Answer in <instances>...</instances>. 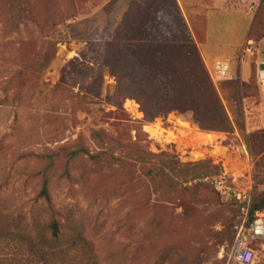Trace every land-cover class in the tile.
I'll list each match as a JSON object with an SVG mask.
<instances>
[{
  "label": "rangeland",
  "instance_id": "1",
  "mask_svg": "<svg viewBox=\"0 0 264 264\" xmlns=\"http://www.w3.org/2000/svg\"><path fill=\"white\" fill-rule=\"evenodd\" d=\"M22 2L29 17L19 35L4 38L0 24V220L31 239L49 235L50 223L56 222L61 236L52 264H234L230 251L243 215L229 205L236 202L233 192L264 191L261 157L248 152L237 131L228 137L200 132L175 114L146 120L134 100H122L134 87L118 86L107 71L98 98L82 102L73 98L74 77L66 76L61 85V73H73L72 61L73 68L82 69L101 63V54L90 51L93 43L117 34L137 37L135 31L145 32L149 20L157 33L162 31L161 12L152 18L150 5L156 4L174 20L180 16L229 118L243 120L247 133H264V0ZM210 12L215 13L208 21ZM170 22V29H177ZM53 38L60 43L50 66L39 74H19L21 44L30 42L32 52L43 55ZM166 38L162 33L157 44ZM204 38L207 43L239 42L237 75L230 60V79L213 83L216 61L205 62L198 48ZM121 100L122 107L115 108ZM94 132L103 137L92 138ZM137 137L153 155L220 166L219 177L204 180L215 193L184 197L151 184L142 166L128 161L129 144ZM78 145L91 155L107 151L123 164L70 157ZM254 249L253 264H264V242ZM15 256L20 264H39L27 252Z\"/></svg>",
  "mask_w": 264,
  "mask_h": 264
},
{
  "label": "trees",
  "instance_id": "2",
  "mask_svg": "<svg viewBox=\"0 0 264 264\" xmlns=\"http://www.w3.org/2000/svg\"><path fill=\"white\" fill-rule=\"evenodd\" d=\"M173 4L171 3L170 7ZM150 6L152 18L160 11L161 14L157 13L158 20L161 15L165 19L162 31L157 33L149 20L145 32L141 33L139 29L135 31L137 37L121 38L117 34L109 41L93 43L90 45V51L101 54V63H94L82 69L73 68L74 61L70 62L69 67L72 66L73 73H66L64 69L60 84H65V77L72 75L74 78L71 79V86L77 90L73 98H79L81 102L86 99L92 101L98 98L97 89L102 82L103 72L107 71L118 86L119 83H126L134 87L133 92L128 89L124 93L122 100L129 98L134 100L146 120L165 119L168 115L175 114L178 119L189 123L200 132L223 134L228 137L237 131L244 140L248 152L255 157H261L260 163L264 167V133H247L243 120L237 116L229 118L180 16L174 20V16L167 14L161 7H156V4ZM167 8L170 9L168 5ZM28 17V9L22 0L1 1L0 24L3 37L19 35L20 28ZM171 20L175 22L177 29H170ZM139 21H142V17L137 25L140 24ZM162 33H166V41L157 44L156 40ZM59 43L57 39L47 42L43 55L40 52L33 53L30 42L22 43L19 66L22 70L18 73L30 72L35 75L46 70L54 59ZM161 47L165 54L158 53ZM146 50L149 54L141 58L146 54ZM11 84L13 79L8 81V85ZM122 100L115 104V108L122 107ZM102 135L94 132L92 138L101 139ZM138 137H141V134ZM138 137L136 142L129 144L131 150L128 161L141 165L142 175L151 184L158 185L168 192H178L184 197H196L206 191L208 194L215 193L214 190L213 192L212 189L209 190L210 187L204 180L219 177L220 166L213 165L210 160L197 164H181L175 156L153 155L147 151L148 143ZM69 155L72 158L88 156L94 161L104 157L114 163L123 164L121 159L115 158L107 151L91 155L79 145ZM43 192L45 193V189ZM229 206L242 214V208L237 202ZM263 212L264 191L252 194L247 225L254 220L256 214ZM48 228L49 235L41 233L31 239L17 232V229L15 230L5 219L0 220V264H20L22 260H17L16 251L27 252L34 256L35 262L39 264H52L54 256L58 253L56 249L60 245L61 227L52 222Z\"/></svg>",
  "mask_w": 264,
  "mask_h": 264
},
{
  "label": "built area",
  "instance_id": "3",
  "mask_svg": "<svg viewBox=\"0 0 264 264\" xmlns=\"http://www.w3.org/2000/svg\"><path fill=\"white\" fill-rule=\"evenodd\" d=\"M210 77L215 84L229 80L231 76L228 62L216 61ZM233 198L242 208L243 221L236 227L230 260L234 264H253L255 260L254 246L264 242V212L256 214L254 220L247 225L248 213L252 203L251 190L233 192Z\"/></svg>",
  "mask_w": 264,
  "mask_h": 264
},
{
  "label": "crops",
  "instance_id": "4",
  "mask_svg": "<svg viewBox=\"0 0 264 264\" xmlns=\"http://www.w3.org/2000/svg\"><path fill=\"white\" fill-rule=\"evenodd\" d=\"M233 12H238V11H233ZM212 13L215 12H210L208 13L207 20L209 21ZM243 14V12H241ZM244 14H249V13H244ZM245 41V40H244ZM239 42H227V41H216L212 43H207L206 39L204 38V43L199 45L198 48L201 52L204 61L206 62L207 60H210V62H215L218 60H223L228 62L230 65V60L233 61V66L235 63V53H236V48H238ZM233 72L234 75H237L236 73V68L235 66L233 67ZM232 75L231 73V65H230V76Z\"/></svg>",
  "mask_w": 264,
  "mask_h": 264
},
{
  "label": "water",
  "instance_id": "5",
  "mask_svg": "<svg viewBox=\"0 0 264 264\" xmlns=\"http://www.w3.org/2000/svg\"><path fill=\"white\" fill-rule=\"evenodd\" d=\"M260 77L262 78L263 83H264V72H260Z\"/></svg>",
  "mask_w": 264,
  "mask_h": 264
},
{
  "label": "bare ground",
  "instance_id": "6",
  "mask_svg": "<svg viewBox=\"0 0 264 264\" xmlns=\"http://www.w3.org/2000/svg\"><path fill=\"white\" fill-rule=\"evenodd\" d=\"M135 108H136V106H134V110H133L134 112H135Z\"/></svg>",
  "mask_w": 264,
  "mask_h": 264
}]
</instances>
